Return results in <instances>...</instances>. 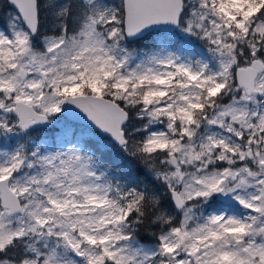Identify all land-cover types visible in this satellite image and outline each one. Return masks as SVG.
Here are the masks:
<instances>
[{"label": "snow or ice", "instance_id": "snow-or-ice-1", "mask_svg": "<svg viewBox=\"0 0 264 264\" xmlns=\"http://www.w3.org/2000/svg\"><path fill=\"white\" fill-rule=\"evenodd\" d=\"M0 264H264V0H0Z\"/></svg>", "mask_w": 264, "mask_h": 264}]
</instances>
